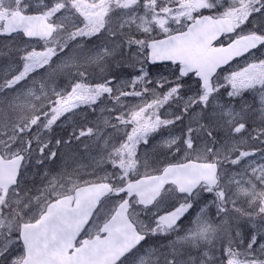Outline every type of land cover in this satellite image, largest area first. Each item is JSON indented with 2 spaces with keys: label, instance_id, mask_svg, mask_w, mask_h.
I'll return each instance as SVG.
<instances>
[{
  "label": "snow or ice",
  "instance_id": "1",
  "mask_svg": "<svg viewBox=\"0 0 264 264\" xmlns=\"http://www.w3.org/2000/svg\"><path fill=\"white\" fill-rule=\"evenodd\" d=\"M0 264H264V0H0Z\"/></svg>",
  "mask_w": 264,
  "mask_h": 264
},
{
  "label": "rangeland",
  "instance_id": "2",
  "mask_svg": "<svg viewBox=\"0 0 264 264\" xmlns=\"http://www.w3.org/2000/svg\"><path fill=\"white\" fill-rule=\"evenodd\" d=\"M38 50H39V49H38ZM243 63H244V62H243L242 60L239 61V64H240V65H242ZM235 66H236V65L234 64V67H235ZM58 130H59V129H58ZM68 130L71 131L70 128H69ZM59 131H60V130H59Z\"/></svg>",
  "mask_w": 264,
  "mask_h": 264
},
{
  "label": "trees",
  "instance_id": "3",
  "mask_svg": "<svg viewBox=\"0 0 264 264\" xmlns=\"http://www.w3.org/2000/svg\"><path fill=\"white\" fill-rule=\"evenodd\" d=\"M122 77H126V73H125V75H122ZM58 132H59V130H58ZM60 134H62V133H60Z\"/></svg>",
  "mask_w": 264,
  "mask_h": 264
}]
</instances>
